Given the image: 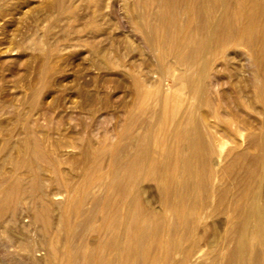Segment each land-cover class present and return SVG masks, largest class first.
<instances>
[{"label":"rangeland","instance_id":"obj_1","mask_svg":"<svg viewBox=\"0 0 264 264\" xmlns=\"http://www.w3.org/2000/svg\"><path fill=\"white\" fill-rule=\"evenodd\" d=\"M64 1V6L60 8L57 0H0V264H114L116 261L119 263L115 264H128L129 260L140 264V259L143 261L141 264H182L184 250L173 254L168 242L164 248H157L152 232L143 235L145 238L141 236L144 242L139 239L130 250H125V253L130 252L129 255L122 252L127 228L123 225L121 230L117 229L114 221L106 225L109 213L105 201L109 200L110 204L121 208L128 201H138L143 216L155 210L166 214L165 191L169 185L160 181L165 174V155L161 149L165 144L164 147L172 146L173 150L179 152L180 160L187 166V189L192 192L187 190L191 196L189 207L199 205L202 196L197 191L202 175L200 160L195 154L194 145L199 141L195 125L182 116V113L185 114L181 110L174 123L177 135L170 137L171 123L164 121V118V132L160 135L156 131L162 115L161 107L155 104L156 100L151 99L147 107L137 111L138 88L145 87L153 76L151 66L144 57L150 55L148 57L152 62L153 57L143 38V29L131 22V0H109L103 13L111 18L112 23L118 24L102 30L100 34L93 33L87 20H77L72 13L76 10L75 16L85 17L96 8L82 6L79 1ZM101 27L106 29L105 24ZM180 35L183 36V33ZM112 36L124 40L114 45ZM114 46L118 54L111 52ZM180 47L177 46V51H181ZM188 48L185 56V53L195 49V44ZM246 49L234 46L228 53L234 57L239 55L238 60L242 58L240 62L251 71L254 68L249 59L251 52ZM107 50L109 54L105 55ZM184 55L168 58L163 65L170 64L168 67L171 66L175 74L178 71L177 76L185 69L179 64ZM222 59L216 68L223 73L228 88V81L232 78L226 79L228 70ZM170 88V85L167 86V89ZM184 90L183 94L187 95L188 89ZM216 103L211 112L217 117H210L211 123L229 125L232 120L230 124H233L236 133L241 129L243 131V122L247 121L249 129H261L263 110L257 102L242 105L220 103L222 107L219 101L216 100ZM196 133L198 139L194 138ZM236 135L245 146V136ZM154 139L160 142L156 145ZM229 145L232 144L227 142L225 152ZM100 149L105 153L102 157L98 156ZM153 151L159 167L153 170L156 174L149 168L139 178L137 168L130 179V191L121 188L115 191L117 184L113 178L117 176L123 179L127 176V171L119 166L123 156L128 159L129 165L138 157L141 166L148 167L150 161L146 155L148 152L153 154ZM221 151L219 146L214 148V160L219 158ZM225 152L224 158L227 157ZM140 154L142 157H139ZM224 158L223 163L214 166L215 173L229 160L228 157L226 160ZM100 161L104 168L99 167ZM263 172L264 168L260 167L258 176L252 179L246 190L261 196V207L264 204V179L260 180ZM139 183H142L141 187ZM212 183L216 186L220 182L214 178ZM172 188L176 190V185ZM9 191L10 200L6 201ZM100 197L105 198L102 200ZM213 205L198 209L196 217L198 214L200 217L204 215L202 219L198 218L200 225L205 221L212 224L222 219V216L219 218L215 214ZM123 212L125 219H128L129 211ZM201 232L200 229L196 230V238L201 236ZM118 237L121 243L113 240ZM214 239L212 233L206 238L207 242ZM207 242H202L200 252L184 264H214L212 260L215 255H220L222 251H212L206 246ZM203 251L205 255L201 256ZM131 261L129 264H133Z\"/></svg>","mask_w":264,"mask_h":264},{"label":"bare ground","instance_id":"obj_2","mask_svg":"<svg viewBox=\"0 0 264 264\" xmlns=\"http://www.w3.org/2000/svg\"><path fill=\"white\" fill-rule=\"evenodd\" d=\"M78 1L82 6L96 8V10L92 11L91 14H88V16L85 17L75 16L76 10L72 12L74 13L73 16L75 19L87 20L86 22L93 33L100 34L102 30L111 29L113 25L118 24L112 23L110 20L111 18L103 13V10L108 6L109 0H73L74 3ZM64 2V0H57V4L60 8L64 6ZM131 2V22L133 25L143 29V38L147 43V47L150 49V54L152 55L151 58L153 57V62L151 61L152 59L149 58L150 55H148L149 57L147 55L144 57V60L151 66V73L153 76L152 79L147 81L145 87L139 86L138 88L136 98L137 111L147 107L151 99L156 100L155 104H158L161 107L162 115L161 119H159L161 123L156 131L160 135L164 132L162 131L164 125L162 118H164V121L168 120L171 123L168 132L170 137L177 135L174 123L181 110H183L185 114L183 115L182 113V116H186L194 123V127L196 128L199 137V141L197 140L198 142L194 145L196 150L195 154H197V157L200 160L202 175L198 186L200 193L198 191L197 193L199 195L201 194L200 196L202 197L200 199L202 201L199 205L195 206L194 204V207L192 206L193 209L189 207V199H191V196L187 191L189 190V188L187 189V166L185 162L180 160L181 154H179V152L173 150L172 146L167 145L164 147L165 144H163V148L161 149L164 151L165 155V163L162 159L165 174L162 177L160 176V181H165V183L169 185L167 189L165 188L167 216L156 210L143 216L142 206L138 201H128V203L121 208L110 204L109 200H107L105 202H107L109 214L106 218V225L109 226L108 223L111 224L114 221V226L119 230H121L120 227L123 225L126 226L127 232L125 234L124 244H122L123 246L117 244L118 246L123 247L122 249H124V251H121L124 253L125 250L131 248L135 242L138 243L139 239L144 242L143 239L146 236L144 237L143 235L152 232L155 237V245L157 248H162L166 245V242H168L171 253L174 254L175 252L178 253L177 251L179 250H184V261L182 260V264H184L189 262L192 257L200 252L202 248L201 243L207 242V236L212 233L215 235V239L207 242L206 246L212 251L220 250L224 252H221L220 255L216 254V257L213 256V258H215L211 260L214 264H262L264 262V202L262 201L263 206L261 207V196L254 193L252 194V191L246 192V190L249 189V185L251 184L252 179L257 175L259 168H264V0H131ZM86 17L89 18L87 19ZM99 20H102L103 22H99ZM102 24L106 25V29L101 27ZM181 33H183V36L180 35ZM180 37H182L181 42ZM123 40L114 36L111 38V42L114 45L115 43L123 42ZM193 43L195 44V49L191 53H185V56L184 52H186L187 48ZM178 45L181 46V51H177ZM234 46H243L245 49L247 48L246 50L251 52V57L249 59H251L254 67L251 69L252 72L250 71V68L247 69L240 62L242 58L238 60L239 58L237 57H239V55H235L234 57V55L228 53ZM168 47H173L175 49H168ZM189 51L191 50L189 49ZM111 52L118 54L116 47L111 48ZM104 53L105 55L109 54V50ZM182 55H184L183 61L180 60L181 63L178 62L183 65L185 69L176 76L178 71H176L175 74L170 68L171 66L168 67L170 64L164 66L163 63L167 62L168 58L175 59ZM222 58H224V64L228 70V77L226 79L229 77L232 78L231 81H228V88L225 86V83L227 82L224 81L223 73L221 74L216 66ZM239 62L240 64H238ZM242 62L244 61L242 60ZM247 72L249 73L248 75ZM169 85L171 88L167 89V86ZM184 89H188L187 95L183 94V92H185ZM182 90L184 91L182 92ZM216 100L219 101V106L220 103L228 105L239 103L242 105L257 102L260 104L263 110V119L262 124L260 125L261 129L259 128V131L249 129V124L247 123L249 121H247L243 122V131L241 129V131L237 132L240 137L245 136V146L243 145V140L237 138V133L234 132L232 127L233 124H230L232 120L228 123L229 125H222V123L219 124L217 122L211 123L210 117L215 119L217 117V115H214L211 112L214 103L215 105L218 103H216ZM222 105L223 104H221L220 107H222ZM214 109L216 108L214 107ZM132 117L134 116L132 115ZM225 122H227V120ZM245 130L247 131L246 134H244ZM197 133L196 137L194 136L196 139H198ZM155 141L156 145L160 142L158 140ZM227 142H230L232 145H229L230 147L228 146L229 148L225 152L224 147L227 146ZM216 146H219L222 151L219 158L216 156L218 159L214 160L213 153ZM191 147H193V145ZM224 152L229 160L215 173L214 166H219L223 163L222 159L224 158ZM103 153V149H100L98 151V156L102 157ZM120 155L121 153L119 156ZM154 155V151L153 154L149 152L147 153L146 156L150 161V164L147 165L148 167L145 165L141 166L138 157L131 165H129L128 159L123 156L119 166L127 171V176L123 179H120L117 176L113 178L117 184V187L114 186L116 187L115 191L117 188L129 190L131 185L130 179L133 175V171L137 168L140 173L137 175L139 178H142V173L149 170V168L154 172L153 170L158 167ZM139 157H142V155ZM102 161L99 162L100 168H104ZM193 165L195 164L193 163ZM192 169L193 167L191 170ZM161 170L162 169H160V171ZM180 170L183 171H181L182 174H180ZM154 174L156 173L154 172ZM192 177H194V175ZM214 178H218V181L220 182L216 186L212 185V180ZM262 179H264V172L260 175V180L262 181ZM158 184L160 188V183L158 182ZM164 184H162L161 187H163ZM174 184L176 185V190L172 188ZM141 185L139 187H141ZM256 186L258 185L256 184ZM161 190L163 191L162 188ZM189 191L191 192V189ZM258 191H260V189ZM10 194L11 191L6 195V201L9 199L8 197ZM161 196L163 195L161 194ZM129 197L127 200H129ZM100 198L103 200L105 197ZM99 201L100 200H98V202ZM212 205L214 206L215 214H218L217 217L222 216V219H219V221L217 219V221L212 224L205 221V223L202 222L200 225L198 218L202 219L204 215L202 214L203 217H200L198 214L196 217L198 209L200 208L203 210L204 208L212 207ZM123 211H129L130 217L128 219H125ZM206 218L208 219L207 216ZM197 229L202 231L199 238H196L195 236ZM119 233L120 232H118V235ZM167 238L168 241L166 240ZM111 240L112 239H110V242ZM113 240H117L118 243L120 242V237ZM184 244H188L187 247L184 246ZM134 249H136L135 246ZM137 249L139 252V248ZM170 251L168 253L169 255ZM204 251H206V248ZM204 251L201 253V256L204 254ZM146 252L148 253L147 250ZM126 253L129 255L130 252L126 251ZM180 254L182 253L180 252ZM165 255L167 256V253ZM167 258H169V256H167ZM196 259L198 260V257H196ZM141 260L142 259H140V262L142 263L143 261ZM158 260L160 261V258ZM130 261L131 260H129L128 264ZM180 261L181 259L179 262ZM117 262L118 261L115 263ZM209 262L210 259L208 263ZM132 263L134 264V262Z\"/></svg>","mask_w":264,"mask_h":264}]
</instances>
